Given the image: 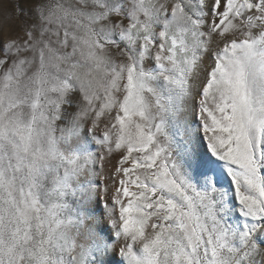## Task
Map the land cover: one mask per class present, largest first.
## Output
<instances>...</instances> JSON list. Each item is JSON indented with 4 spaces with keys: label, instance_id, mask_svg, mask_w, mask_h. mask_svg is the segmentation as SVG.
Here are the masks:
<instances>
[{
    "label": "snow or ice",
    "instance_id": "1",
    "mask_svg": "<svg viewBox=\"0 0 264 264\" xmlns=\"http://www.w3.org/2000/svg\"><path fill=\"white\" fill-rule=\"evenodd\" d=\"M0 264H264V0H0Z\"/></svg>",
    "mask_w": 264,
    "mask_h": 264
}]
</instances>
